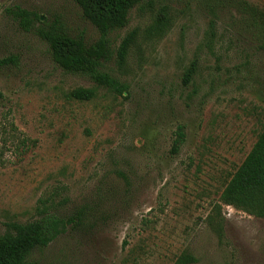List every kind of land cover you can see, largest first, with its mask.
Listing matches in <instances>:
<instances>
[{"label":"rangeland","instance_id":"1","mask_svg":"<svg viewBox=\"0 0 264 264\" xmlns=\"http://www.w3.org/2000/svg\"><path fill=\"white\" fill-rule=\"evenodd\" d=\"M245 1L264 11V0ZM17 9L42 26L25 31ZM208 11L204 0L134 8L99 65L127 87L119 96L59 68L36 33L56 22L97 41L72 0L0 1V59H16L0 70V237L44 214L80 215L27 262L264 264V220L220 201L264 126V50L231 8ZM160 15L164 31L149 34ZM77 89L95 96L71 99Z\"/></svg>","mask_w":264,"mask_h":264},{"label":"trees","instance_id":"2","mask_svg":"<svg viewBox=\"0 0 264 264\" xmlns=\"http://www.w3.org/2000/svg\"><path fill=\"white\" fill-rule=\"evenodd\" d=\"M1 1V0H0ZM81 12L84 21L92 25L99 33V38L87 44L82 38L70 35L64 28L53 23L45 28H38L36 33L46 45L54 64L70 74L85 75L97 86L123 96L127 87L114 78L100 72V62L112 56L109 35L123 29L130 12L149 0H72ZM209 14L215 18L216 13L231 8L244 21V31L264 50V11L247 3L245 0H204ZM14 16L25 31L34 29V22L41 24L39 16L17 9ZM166 18L160 15L148 28L149 34L162 33ZM132 37L123 40L117 55L124 60ZM16 59H0V70L15 65ZM189 79L190 75H186ZM95 96L93 90L77 89L69 97L77 101H89ZM1 98V94H0ZM185 140L184 127L178 126L173 140L172 151L176 152ZM220 201L223 205L240 211L250 217L264 220V126L256 138L251 150L241 165L226 183ZM80 215L75 218L62 219L44 214L27 224L12 223L10 232L0 237V264H36L27 262L26 257L34 248L46 247L62 234L69 225H76ZM196 259L182 254L174 264H194Z\"/></svg>","mask_w":264,"mask_h":264}]
</instances>
